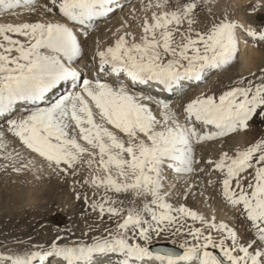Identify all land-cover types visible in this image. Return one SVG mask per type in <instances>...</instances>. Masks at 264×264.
<instances>
[{
	"label": "snow or ice",
	"instance_id": "6c2138e0",
	"mask_svg": "<svg viewBox=\"0 0 264 264\" xmlns=\"http://www.w3.org/2000/svg\"><path fill=\"white\" fill-rule=\"evenodd\" d=\"M35 3L0 0V13L15 17L18 7L35 13ZM200 5L201 0H156L161 11L142 20L139 37L125 31L114 44L96 48L98 74L91 79L75 66L82 54L79 38L87 40L97 22L113 13L115 0H46L40 14L57 18L0 23V122L54 172L75 176L86 167L82 183L94 189L92 211L98 210L102 223H115L91 244L53 241L49 251H0V264H34L53 255L67 264H89L102 253L120 254L119 264H264V140L206 162L221 174L227 203L242 205L250 222L245 231L253 233L247 240L215 216L208 220L183 203L175 206L169 197L176 185L166 190L165 184L170 172L184 179L204 171L195 158L202 142L247 130L256 116L264 119V69L258 77L249 73L255 79L239 77L219 95L189 100L182 120L158 94L137 91L159 87L182 94L186 82H203L209 72L231 66L239 51L236 28L243 25L225 18L198 29ZM146 7H153L151 0ZM246 31L264 41V30ZM74 81L79 83L72 91L49 99ZM21 108L25 113L13 118ZM9 145L0 129V158L6 161L0 169L39 171ZM189 218L201 226L188 224ZM165 233H183L192 242L181 244L182 252L151 250L153 237Z\"/></svg>",
	"mask_w": 264,
	"mask_h": 264
},
{
	"label": "rangeland",
	"instance_id": "374dc122",
	"mask_svg": "<svg viewBox=\"0 0 264 264\" xmlns=\"http://www.w3.org/2000/svg\"><path fill=\"white\" fill-rule=\"evenodd\" d=\"M232 1H235V3ZM173 2L180 3L182 0H173ZM237 2L238 0H207V4L205 5L204 0H201V5L198 10L200 23H198L196 27L198 29H204L214 21L227 18L228 20L236 21L242 25L243 23H247L253 27V29L264 30V0H248V2H242L241 5L239 1L238 4L240 6ZM155 3L156 1L152 3L153 7L144 9L138 14L137 19H135L136 26L120 29L119 33L116 32L113 35L107 36L105 38L108 44L107 46H109V44H114L118 35L123 34L125 31L131 32L139 37L142 32V28L140 27L142 20L146 16L150 18L152 12L161 11V9L154 6ZM257 3L259 7H257ZM238 6L239 8L241 7L240 10ZM242 9H245L246 12ZM0 16L5 17L2 13ZM239 17L243 19H239ZM5 18L7 20L4 21L5 19L3 18L0 23L23 22L21 20L14 21V19H10L9 21L8 17ZM240 30H242L241 27L236 28L238 34ZM250 37L251 36H249V38L247 37V42L254 44L255 42H250ZM252 40H254L253 37ZM238 48V56H240L243 52V47L239 44ZM234 63H237V61ZM261 69H264V45L258 46L257 52L254 53L251 67H248L243 74H238L231 70L225 75L219 76L215 82L213 81L208 89H206L207 91L202 94L214 93L219 95L222 91L235 86V82L241 76L247 79H255L253 76L249 75V73H255L257 77L260 76ZM19 116L17 115L14 118H18ZM0 129L5 131V137L7 141L10 142V148L21 151L26 157L25 162L30 158L33 160L35 168L39 169V171L27 170L20 174L13 172L10 167L7 169H0V251L7 250L9 252H15L17 250L26 251L29 249L49 251L53 241L61 246L86 245L93 243L95 238L105 235L103 231L104 228L115 229L114 222L105 218V222L102 223L98 218V210L94 212L91 209L90 205L91 201L94 199V189L90 185L85 186L82 183V180L89 174L86 167H82L80 173L75 176L67 175L63 172H54L42 158L24 148L18 143L16 138L7 132L6 123L1 122ZM239 132L240 135L241 132L242 135L246 134L244 136L245 141L242 142L244 144L240 143L242 144H239L240 146L238 143L234 145V143L231 142V140L235 142L236 136L234 135H238ZM226 136L223 137L226 143H233L230 144V149L236 147L235 149L238 148L239 150H243L259 140H264V119L256 116L249 122L247 130H237ZM231 136L233 139H231ZM199 147H197L199 150L196 151L198 153L200 151ZM222 147L224 148L223 151ZM222 147H220L221 149L218 148V150L215 149L213 151L215 155L217 154L216 151H222L221 153H223L229 149L225 148L226 146L223 144ZM219 149L221 151H219ZM235 149L228 150L230 153L229 155L234 156L237 152ZM207 151L208 150L205 151L206 155H212L214 158V153H209ZM85 159H87V156H85ZM3 163H6V161L0 158V164ZM29 167L31 169L33 166L30 165ZM220 187L222 191V184ZM77 193H79V199L77 198ZM85 196L87 200H85ZM188 196L189 195L180 196V201L173 199L169 200L173 202L175 206H179L183 203L202 215H209L208 213L200 212L199 208L197 209L195 205L189 203V199H187ZM95 198L98 199L99 197L97 196ZM243 215L242 210L235 212L233 216L234 220L236 217L243 218ZM212 217L210 218L209 216V220H211ZM215 222L217 221L215 220ZM224 223L236 230L238 235L245 240L252 236V234L245 231V229L248 228H245L243 222L240 220L237 222L238 224L235 223L234 226L228 223V220H225ZM188 224L201 226L199 221L193 222L190 218ZM213 235H218L216 230H213ZM57 237H59V239H57ZM17 241H21L22 243L18 244ZM185 241L191 243V237H187L183 233H178L175 236L165 233L160 237H153L149 247L153 250L155 246L167 245L178 248L180 252H182L180 245L185 243ZM210 250L219 253L218 249Z\"/></svg>",
	"mask_w": 264,
	"mask_h": 264
},
{
	"label": "bare ground",
	"instance_id": "6f19581e",
	"mask_svg": "<svg viewBox=\"0 0 264 264\" xmlns=\"http://www.w3.org/2000/svg\"><path fill=\"white\" fill-rule=\"evenodd\" d=\"M155 1L156 0H151L152 3ZM239 1L241 2L240 5L242 4V2H245V1L248 2V0H238L237 4L239 3ZM45 2L46 0H36V3L32 6L37 9L35 13L30 14L24 8L18 7L17 9L12 10L13 12L17 13L15 17H13L11 13H2V14L5 17H8L9 21L10 19L12 20L14 19V21H20V20L21 21H35L38 19L44 20V19L57 18L55 16H43L40 14L42 12L41 5H43ZM232 2L235 3V1H232ZM115 3H116V7L113 13H111L109 17L102 18L100 21L97 22V26L91 30V34L87 40H85L83 37L79 38L80 43H81V48H82V54H81V57L78 58L79 62L75 66L79 69V71L82 73V76L84 78L91 79L94 75L98 74L97 70L99 66V58L96 57L94 53L97 47H99L101 50L108 47L107 46L108 44L105 38L109 35L115 34L117 32V29H123V28H129V27L136 26L135 19H137L138 14L144 9H149L146 7V5L149 3V0H115ZM243 11H245V9ZM1 17L3 16H0V18ZM5 17H3L5 19L4 21L7 20ZM3 18H1L0 21L3 20ZM240 18L243 19L242 17H239V19ZM249 28L253 29V27H251L247 23H243V28H241L242 30H240L239 34L238 32H236L238 45L239 44L242 45L243 52L240 56H238L237 54V57L233 61L231 66H225L221 70H214V71L209 72L206 80L203 82H197V83L186 82L183 86L182 94L180 91L166 93L162 91L159 87L138 88L137 91H140L146 94L148 93L153 94V95L158 94V98L165 99L172 106L173 110L177 112V114L180 116V119L182 120L183 119V116L181 115L182 106L185 105L189 100L194 99V97L198 96L199 94L206 92L207 91L206 89H208V87L213 83V81L215 82V80L219 76L225 75L231 70H233L232 72L235 71L238 74L239 73L243 74V72L246 71L248 67L249 68L251 67L252 60L254 59V53L257 52L258 46L264 45V41H261L258 38H254V40H252V37H250V42H255V43L254 44L248 43L247 40L249 38V35H247L246 30ZM236 61L237 63H234ZM99 75L101 79L104 78L102 73H99ZM77 83H79V81L65 82L63 85L58 87L53 93L49 95V99L55 100L61 94H67L68 92L72 91L73 88H75V85ZM76 90H79V89H76ZM24 113H25V109L21 108V110L16 114V116L23 115ZM157 115L159 116L158 111H157ZM209 130H215V129L211 128ZM245 135H242V132L240 135V132H239L238 135H234L236 136L235 142L231 140L233 139L232 136L230 140L231 142L234 143V145H236L237 143L239 145L240 143L245 141L244 139ZM226 139H227V136H226ZM233 143H226L223 137H217L213 141L202 142L199 147L200 148L199 153L196 152L199 149L196 148L197 150H195V158L201 161V163L199 165H196V167L203 168L204 171L197 172L194 174H189L185 176L184 179H177L176 174L174 172H170L168 174V179L165 182L166 190H167V185H173V184L176 185V187L172 189V195L169 197V199L180 201V196L189 195L187 198L189 199V203L195 205L197 209L199 208L200 212L208 213L209 215L207 216H205L206 214L204 215L205 217H207L208 220H209L208 218L209 216L210 218L212 216H215L216 218L215 220L217 221L216 223L223 222V221L225 222V220H228V223H230L232 226H234L235 223L238 224L237 222H239L240 220L241 222H243L245 228H250V222L246 220L244 215H243V218L236 217L235 219L236 221L234 220V217H233L234 213L241 211L242 205L234 206L235 207L234 209L233 206H230L227 203V201L223 198V194L220 189L221 188L220 185L222 184L221 174H219L218 171L215 170L213 166L207 165L206 163L207 160L209 159H212L213 161H215L219 158V156L222 154L221 152L224 149L222 147V144L226 146L225 148H229L227 149V151L231 149L232 150L235 149L236 148L235 146H234L235 148L230 149L231 147L230 144H233ZM220 147H222V151L220 150L221 149ZM218 148H220L219 151L221 152L216 151L217 154L215 155L213 151L215 149L218 150ZM206 150H208L207 152L209 153L213 152L215 155L214 158L212 157V155L210 156H208L209 154L206 155V152H205ZM235 150L237 151L239 149L237 148ZM209 181H211V183H209ZM249 233L253 235V233L251 232ZM120 259L121 257H120V254L118 253L94 254L91 260L89 261V264H119ZM34 264H67V262L63 261L62 258L56 257L55 255H53V256L47 257L43 261L34 262Z\"/></svg>",
	"mask_w": 264,
	"mask_h": 264
},
{
	"label": "water",
	"instance_id": "95a60500",
	"mask_svg": "<svg viewBox=\"0 0 264 264\" xmlns=\"http://www.w3.org/2000/svg\"><path fill=\"white\" fill-rule=\"evenodd\" d=\"M155 250H173V251H176V252H180V250L178 248L167 246V245L155 246L153 248V251H155Z\"/></svg>",
	"mask_w": 264,
	"mask_h": 264
}]
</instances>
